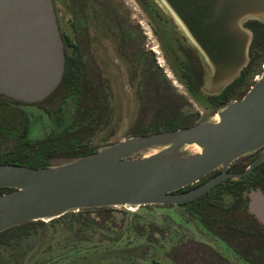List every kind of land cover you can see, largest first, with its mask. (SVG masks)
Wrapping results in <instances>:
<instances>
[{
  "label": "water",
  "instance_id": "water-1",
  "mask_svg": "<svg viewBox=\"0 0 264 264\" xmlns=\"http://www.w3.org/2000/svg\"><path fill=\"white\" fill-rule=\"evenodd\" d=\"M153 3L169 13L168 21L202 62V93L222 95L250 63L254 33L245 25L264 24V0ZM66 61L55 0H0V95L43 102L63 82ZM262 147L264 69L242 99L190 128L133 136L86 156L52 157L41 168L0 164V188L12 189L0 196V233L89 209L186 204L249 177L264 152L243 173L228 169ZM217 170L222 172L196 189L176 193ZM247 197L249 213L264 227V192L252 189Z\"/></svg>",
  "mask_w": 264,
  "mask_h": 264
},
{
  "label": "rangeland",
  "instance_id": "rangeland-1",
  "mask_svg": "<svg viewBox=\"0 0 264 264\" xmlns=\"http://www.w3.org/2000/svg\"><path fill=\"white\" fill-rule=\"evenodd\" d=\"M114 1H124L123 8L118 11L124 13L125 8L128 9L130 21L143 32L144 51L153 54L156 66L163 71L161 75L153 65L148 68L149 76L155 78L158 73L159 78L166 80L175 93L191 105L192 111L198 113L201 120L212 116L216 112L215 107L208 105L204 97H194L181 79L185 44L168 21L169 13L162 6L164 12L161 10L163 14L160 18L158 11L155 13L150 8H142L134 0ZM144 1L153 3V0ZM55 2L62 32L75 41V17L68 10V1ZM91 29V50L110 89V115L91 143L93 147H102L130 138L131 129L142 112H148L144 114L147 116L155 107L141 99L140 75H133L136 70L119 57L118 34L115 35L110 28H103L102 31ZM257 73H260L259 69ZM74 103L76 105L72 99L67 102L61 120L48 116L37 107L26 109L31 115L28 138L31 141L40 140L52 131L68 128L73 118ZM229 200V197L225 198L226 204ZM114 209L121 211L116 222L122 228L87 223L85 215L70 212L55 222H46L30 238L20 240L11 247H0V260H3L0 264H172L168 258L169 251L189 238L209 244L234 264H244L223 241L207 232L189 208L147 206L139 210L126 207ZM136 224H156L164 229L165 237L159 243H151L137 234Z\"/></svg>",
  "mask_w": 264,
  "mask_h": 264
},
{
  "label": "trees",
  "instance_id": "trees-1",
  "mask_svg": "<svg viewBox=\"0 0 264 264\" xmlns=\"http://www.w3.org/2000/svg\"><path fill=\"white\" fill-rule=\"evenodd\" d=\"M143 6L145 9L150 8L154 12L158 11L161 18V11L154 3L143 0ZM253 24L262 26L260 22ZM62 35L67 45L71 40L63 32ZM255 49L264 52V47ZM182 51L185 54V60L182 62L181 79L188 85L194 97H204L208 105L215 107V111L231 101L244 97L245 93L241 92L239 87L252 66L247 67L241 77L222 95L208 97L201 91L204 75L202 62L195 51L187 45ZM66 58V73L63 82L48 101L53 102L60 97L65 100L68 96L75 94L78 99V107L74 131L51 133L42 140L22 142L20 140V122L16 118L17 123L12 130H7V133L1 137L4 149H0V164L41 168L47 166V159L50 157H81L92 154L99 148L90 147L89 144L101 130L109 114L103 83L99 79L88 77L91 69L75 54V51L66 54ZM155 67L161 74V70L156 64ZM155 76L157 79L155 84L158 83V94L148 92L149 89L155 88V85L146 81L144 94L147 95L143 97V101L149 102L155 108L147 116L144 114L148 112H142L140 119L131 129V137L190 128L201 121L200 115L192 111L191 105L182 96L176 94L172 88L167 90L165 80L159 78L158 73ZM48 101L44 104L49 103ZM245 168L246 166L243 167V170ZM252 189L264 192V176L252 174L246 179L225 182L204 197L186 203L184 207H188L201 225L223 241L244 264H264V227L248 211L247 193ZM11 191L12 189L0 188V196ZM226 197L230 198L228 204L225 202ZM79 214L85 215L84 221L87 223L105 228L111 226L122 228L116 222L117 215L121 214V211L114 208L83 210ZM44 224L46 222H29L0 233V246L11 247L20 240L30 238ZM135 230L140 237L146 238L151 243H159L161 238L165 237L164 229L156 224L148 226L136 224ZM168 258L172 264H234L209 244L193 238L183 239L178 245H175L169 251Z\"/></svg>",
  "mask_w": 264,
  "mask_h": 264
},
{
  "label": "flooded vegetation",
  "instance_id": "flooded-vegetation-1",
  "mask_svg": "<svg viewBox=\"0 0 264 264\" xmlns=\"http://www.w3.org/2000/svg\"><path fill=\"white\" fill-rule=\"evenodd\" d=\"M66 1H68L69 12L73 16L75 15V41H70L67 45L65 44L66 54H69L75 51V54H77V56L82 61H84L85 63L89 65L91 70H90L88 77L90 79H99L103 83L104 92L107 97V104L109 108V114L107 118L109 117L110 110H111L110 102H109V90L110 89L106 81V78L104 77L102 70L98 64V61L96 57L93 55L92 50H91V48L93 47V39L90 33V31L92 30L91 27H93L94 28L93 30H96V31H102L103 28L109 30L110 28V31L114 32L115 35L118 34L117 37L119 39L117 38V40L119 43L118 47L120 48L119 57L127 61L128 64H131L132 68L136 70V73L134 71L133 75L139 74L141 77L140 79L141 80L140 81L141 99L145 95L144 94V83L146 81L147 83L151 82V85L153 86L155 85V88L149 89L148 92H151L152 94H158V83H156L157 85L155 84V82H157V79L149 77V73H148L149 72L148 68L156 64L155 57L153 56L151 52L144 51L143 37H142L143 32L138 25L130 21L129 14L127 12L128 9L125 8L124 13H121L118 11V9L123 8L124 1H120L119 3H116L114 0H65V2ZM134 1L136 3H139V5L143 8V0H134ZM254 22H258V21H249L245 25L247 28H249L254 33V40H253V43L250 49L251 60L248 65V67L249 66H252V67L249 69L248 73L245 75L244 82L239 87V90L245 93V95L251 89V87L255 84L256 77L260 73L263 72V65H264V59H263L264 52L262 53L261 51L260 52L256 51V49L254 50V48L264 47V24L261 23L262 26H259V25L253 24ZM102 26L104 27L102 28ZM258 69L260 73H257ZM161 75H163V71H161ZM164 83L166 85L167 90L171 88V86L169 85L168 82H166V80ZM185 85L190 91V93L192 94L188 85L186 83ZM49 98L50 97H48L46 100L38 104H26L23 102L16 101L15 99L7 97L5 95H0V149L2 150L4 149L2 146L3 141L1 140V137L7 133V130L9 131L12 130L14 125L17 123V121H15L16 118H18L20 122L19 123L20 131H21L20 140L22 142L23 141L32 142L28 138V134L30 130L31 115L26 111V109H29L31 107H37L43 110L44 113L47 114L48 116L56 117L61 120V114L63 113V109L65 105L67 104V102L71 99L74 102L76 101V105L74 103L73 118H72L71 125L68 128L62 131H59V132L52 131L48 135H50L51 133L59 134L65 131H74L75 116H76V110L78 107V99L75 96V94L68 96L65 100H63V98L60 97L59 99H57L56 101L54 100L53 102L48 101ZM46 101H48L49 103L44 104V102ZM107 118L105 119V121L107 120ZM95 137L96 135L92 138L89 144L90 147H93L91 143ZM263 152H264V147L258 149L257 151L247 156L240 158L239 160H237L235 163H233L229 167L228 172L243 173L263 154ZM56 157H60V156H56ZM50 158H48L47 161ZM244 166H246V168L243 170ZM221 172L222 170H217L211 173L207 178H205L198 184H195L185 189L179 190L176 193H185L190 190L196 189L197 187L201 186L208 180L219 175ZM252 174L264 176V161L258 164L254 168L251 175ZM229 181H232V180H229ZM184 205L186 204L169 205V206L188 208V207H184ZM207 232H209L214 238L218 239L210 231L207 230ZM0 247H3V246H0ZM0 261L2 262L3 260H0Z\"/></svg>",
  "mask_w": 264,
  "mask_h": 264
},
{
  "label": "bare ground",
  "instance_id": "bare-ground-1",
  "mask_svg": "<svg viewBox=\"0 0 264 264\" xmlns=\"http://www.w3.org/2000/svg\"><path fill=\"white\" fill-rule=\"evenodd\" d=\"M216 119L218 120L219 118L216 117ZM195 150H196L197 152H200V149H199L198 147H195ZM133 210H137V209H133Z\"/></svg>",
  "mask_w": 264,
  "mask_h": 264
}]
</instances>
